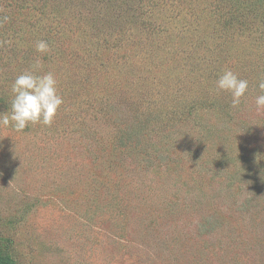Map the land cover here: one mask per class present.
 <instances>
[{
  "label": "rangeland",
  "instance_id": "obj_1",
  "mask_svg": "<svg viewBox=\"0 0 264 264\" xmlns=\"http://www.w3.org/2000/svg\"><path fill=\"white\" fill-rule=\"evenodd\" d=\"M37 59L64 104L0 127L2 264H264V0H0V113Z\"/></svg>",
  "mask_w": 264,
  "mask_h": 264
},
{
  "label": "clouds",
  "instance_id": "obj_2",
  "mask_svg": "<svg viewBox=\"0 0 264 264\" xmlns=\"http://www.w3.org/2000/svg\"><path fill=\"white\" fill-rule=\"evenodd\" d=\"M7 18H4L6 22ZM35 50L41 55L50 52L46 41L35 44ZM43 64L40 59L33 62L31 69L18 75L11 85L12 100L6 113H0V127H11L16 132H23L29 125L51 126L59 109L64 104L58 92V81L53 72L38 74ZM249 82L240 78L231 69L225 68L215 82L214 92H227L231 95V107L240 106L248 91ZM258 87L259 95L255 98L256 111H264V78Z\"/></svg>",
  "mask_w": 264,
  "mask_h": 264
},
{
  "label": "trees",
  "instance_id": "obj_3",
  "mask_svg": "<svg viewBox=\"0 0 264 264\" xmlns=\"http://www.w3.org/2000/svg\"><path fill=\"white\" fill-rule=\"evenodd\" d=\"M0 264H2V263L0 262Z\"/></svg>",
  "mask_w": 264,
  "mask_h": 264
}]
</instances>
